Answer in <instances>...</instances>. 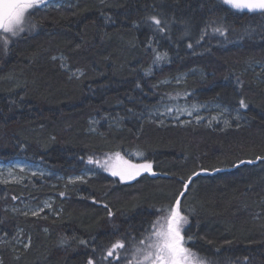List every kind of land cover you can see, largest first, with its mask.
<instances>
[{"label": "trees", "instance_id": "16d2710c", "mask_svg": "<svg viewBox=\"0 0 264 264\" xmlns=\"http://www.w3.org/2000/svg\"><path fill=\"white\" fill-rule=\"evenodd\" d=\"M149 15L168 21L164 33ZM33 19L35 33L0 57V154L47 173L0 184V262L86 264L92 248L80 239L99 258L126 234L143 236L191 177L186 246L206 264H264V15L222 0H69ZM207 20L227 35L200 41ZM115 152L156 175L122 182L86 163ZM45 204L39 217L21 214Z\"/></svg>", "mask_w": 264, "mask_h": 264}, {"label": "snow or ice", "instance_id": "6c2138e0", "mask_svg": "<svg viewBox=\"0 0 264 264\" xmlns=\"http://www.w3.org/2000/svg\"><path fill=\"white\" fill-rule=\"evenodd\" d=\"M101 3H105V0H101ZM224 5L230 7V9L237 12H247L251 14H260L264 15V0H222ZM107 6V5H106ZM62 5L55 2V0H0V33L5 34L2 38L4 41L5 47L9 43L11 38H20L23 39L22 34H26L34 30L37 25L30 23L32 17L35 16L37 11H44L48 8L59 9ZM103 15V13H102ZM146 21H150L151 25H155V32L164 33L168 28V21L164 20L161 17L156 15H149L146 17ZM105 23H115L110 16L105 17ZM134 26L138 27L139 24L134 22ZM255 29L249 30L245 29V33L248 36H252V32ZM264 32V29L260 30ZM228 30L217 20H207L204 22V26L200 33V41L206 36L219 35L226 36ZM261 40H264V35L260 36ZM198 41V42H200ZM148 48L151 49V43H148ZM189 48L192 47L190 43ZM167 54L164 56L155 53V61H160L164 59ZM53 60H56L57 57L53 56ZM63 59V57H61ZM154 61V62H155ZM61 67H64L61 64ZM264 69V65L261 66ZM150 72V70H149ZM80 75H83V72H80ZM71 78V77H70ZM238 86L243 85V81L237 78ZM136 87L139 88L140 84L137 83ZM187 95H191L188 93ZM186 99V97H185ZM248 103L244 97H240L238 100L239 109H247ZM129 112L132 109H128ZM165 113H179L181 115L187 114L192 115V112L187 109L166 107ZM165 113H161L164 115ZM107 119V117H105ZM178 118V117H177ZM202 119V117H197V120ZM215 119V118H214ZM236 119H240L239 113L236 116ZM162 123V121H161ZM225 126H228V121H224ZM142 155V153L140 154ZM83 159V157L81 158ZM256 161L264 160V157L257 156ZM86 163L88 165H95L97 168L103 169L104 171L109 172L114 177H119L120 181H130L135 180L137 177L142 174L156 175V172L153 170V165L151 162H137L133 163L128 159H125L120 152H115L113 155L105 154V157L101 159L94 158L93 156H88ZM240 164L244 163H254L253 160L240 161ZM237 167L239 165H236ZM221 169H216L220 171ZM23 171V169H21ZM195 173L194 175H198ZM33 175H36L34 172ZM76 180H79L81 183H86L85 176L76 177ZM192 178L189 177L188 181L183 184L184 191H181L175 198L174 201L159 209L158 212L161 215L154 221L151 222L147 229L141 228L143 236L132 235L131 233L126 234L124 237L117 239L114 243H111L110 247L102 249V254L97 258L96 252L97 249L94 244L90 245L89 241L86 239H80L78 243L80 245L92 248V253L88 255L86 264H124V258L122 257L121 250L127 252L128 249H132V259L137 261L143 257L144 260L151 258L154 264H206V258L199 254L198 251H193L195 245L186 246L193 237L188 234L185 226L189 223L187 210L182 208V199H185V192L189 190V184L191 183ZM60 196L63 197L64 193L61 192ZM13 200H16L17 197L13 196ZM92 203H98L97 200L92 199ZM108 209V216L113 215L111 209L107 204L103 205ZM43 209L24 211L21 214L28 216L29 214L33 217H39ZM46 218V217H42ZM259 218V214L257 216ZM47 231V229H45ZM7 235V233H5ZM116 235V234H113ZM154 236V239H153ZM66 241H61V245L65 244ZM144 247H141V246ZM31 247V238L29 237L26 242L23 243V248L26 250ZM2 264V262H0Z\"/></svg>", "mask_w": 264, "mask_h": 264}, {"label": "rangeland", "instance_id": "374dc122", "mask_svg": "<svg viewBox=\"0 0 264 264\" xmlns=\"http://www.w3.org/2000/svg\"><path fill=\"white\" fill-rule=\"evenodd\" d=\"M67 1H69V0H55L56 3H58L62 6H64L67 3ZM37 13H38V11H37ZM33 21H34V19L32 17L30 23L35 24V22H33ZM35 30H36V28L34 30H32L31 32H28V33L22 34V35L24 37L25 36H27V37L32 36L35 33ZM4 35L5 34L0 33V57L3 54H6L4 52H6L7 48H9L13 44L17 43V40L19 39V38L9 39V43H8L7 47H5L4 41L2 38ZM21 169H23V171H21ZM34 172L36 174H40V175L47 173V171H45L39 164L27 162L25 160H20V159H4L2 157V155L0 154V184L18 183V182L22 181L23 178H21V177L23 174H33ZM116 178L119 179V177H116ZM51 202L52 201H50L49 203H51ZM47 207H48V204H45L42 207L32 208V209H29L28 211L30 213L31 210H39L41 208L46 209ZM31 217H33V216H31ZM153 239H154V236H153ZM120 254L124 258V264H154V262L151 258H149L148 260H144L143 257H141L139 261H137L136 259H132L131 258L132 257V250H130L126 254H125V252L121 251Z\"/></svg>", "mask_w": 264, "mask_h": 264}, {"label": "bare ground", "instance_id": "6f19581e", "mask_svg": "<svg viewBox=\"0 0 264 264\" xmlns=\"http://www.w3.org/2000/svg\"><path fill=\"white\" fill-rule=\"evenodd\" d=\"M206 14V13H205ZM190 22V21H189ZM200 30V29H199ZM193 31V30H192ZM226 104V103H225ZM28 173V172H27ZM215 175V174H214ZM27 180V179H26ZM18 202V201H17ZM110 242V241H109Z\"/></svg>", "mask_w": 264, "mask_h": 264}, {"label": "water", "instance_id": "95a60500", "mask_svg": "<svg viewBox=\"0 0 264 264\" xmlns=\"http://www.w3.org/2000/svg\"><path fill=\"white\" fill-rule=\"evenodd\" d=\"M145 174H147V173H145ZM205 174H207V173H205Z\"/></svg>", "mask_w": 264, "mask_h": 264}]
</instances>
